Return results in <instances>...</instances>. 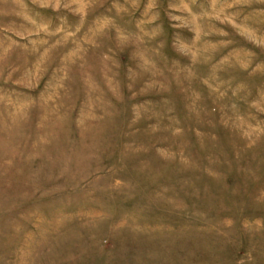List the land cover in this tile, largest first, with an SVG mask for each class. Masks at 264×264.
I'll list each match as a JSON object with an SVG mask.
<instances>
[{"label": "rangeland", "instance_id": "374dc122", "mask_svg": "<svg viewBox=\"0 0 264 264\" xmlns=\"http://www.w3.org/2000/svg\"><path fill=\"white\" fill-rule=\"evenodd\" d=\"M0 264H264V0H0Z\"/></svg>", "mask_w": 264, "mask_h": 264}]
</instances>
